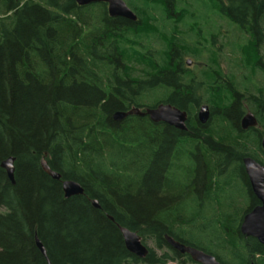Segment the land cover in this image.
Returning <instances> with one entry per match:
<instances>
[{"label":"trees","instance_id":"16d2710c","mask_svg":"<svg viewBox=\"0 0 264 264\" xmlns=\"http://www.w3.org/2000/svg\"><path fill=\"white\" fill-rule=\"evenodd\" d=\"M126 1L137 2L128 4L138 21L109 18L104 27L100 4L0 0V264L192 262L174 249L165 252L171 248L165 234L223 264H264V245L240 230L243 216L260 203L243 159L264 164V87L254 93L248 79L234 81L212 63L200 73L190 70L183 52L171 49L164 37L184 14L175 8L197 0H158L170 7L164 10L152 0ZM211 1L186 6L182 27L214 12L247 33L254 67L264 72V0ZM154 94L158 99H149ZM162 103L187 112V131L148 116L113 117ZM204 103L211 116L201 124ZM247 110L258 126L243 130ZM11 156L14 184L1 166ZM64 179L80 183L84 193L67 198ZM236 179L246 186L238 197L248 200L242 216L232 200L227 210L218 206ZM120 226L144 241L156 239L163 253L151 250L139 260Z\"/></svg>","mask_w":264,"mask_h":264},{"label":"water","instance_id":"95a60500","mask_svg":"<svg viewBox=\"0 0 264 264\" xmlns=\"http://www.w3.org/2000/svg\"><path fill=\"white\" fill-rule=\"evenodd\" d=\"M78 5L84 6L92 2L107 1L109 3L110 15L114 17H124L132 21L137 20V15L128 7L124 0H75ZM191 65L192 61H187ZM129 115H148L154 122H165L171 126L176 127L181 131H187V112L181 110L171 104L162 103L156 107L146 108L144 110L140 108H133L129 111H117L113 117L116 121H121ZM198 120L201 124H206L211 116V110L208 104H201L197 112ZM258 126V120L256 115L247 110L241 119V127L243 130L255 128ZM262 148L264 149V136L261 140ZM15 158L9 157L2 161L1 166L7 172V175L11 182H15ZM43 167L49 174L55 179H61V174L50 168L48 163L44 160ZM243 166L247 174L250 187L253 194L259 200L260 204L255 206L252 210L247 212L240 225V230L246 237H252L264 245V164L255 159L254 157L247 156L243 159ZM63 190L67 198L73 195H79L84 193V189L80 183L74 180L63 181ZM93 205L100 207L99 203L94 200ZM124 242L127 249L140 258H145L148 255V248L142 243L141 237L135 232L125 227L121 228ZM167 242L176 251L181 254H188L193 261L199 264H223L214 255L207 253L201 249L185 245L184 243L174 239L172 236L166 235ZM36 245L40 251L48 258L47 251L42 241L36 237ZM48 264H52L48 258Z\"/></svg>","mask_w":264,"mask_h":264},{"label":"rangeland","instance_id":"374dc122","mask_svg":"<svg viewBox=\"0 0 264 264\" xmlns=\"http://www.w3.org/2000/svg\"><path fill=\"white\" fill-rule=\"evenodd\" d=\"M154 5H160L165 7L163 2L158 0H152ZM205 2V0H197L196 3L183 5L180 8H175L178 11L184 12L180 15L176 22L172 23V27H169V34L165 35L164 39L171 40L170 46L178 47L184 54V60H191V65H187L190 70L199 72V69L203 68L207 63L219 65L226 73L233 76V80L242 83L243 79H248L253 88L251 91L254 93L259 92L264 87V72L254 67V62L257 59V54L253 52L251 43L248 41L247 33H238L234 27L229 25L226 21L220 19L214 12L206 13V17L201 22H198L194 18L190 17L185 22V27H182L183 21L187 18L188 12L185 10L186 6H198V3ZM212 3L211 0H207ZM185 2H193L184 1ZM203 4V3H202ZM201 4V5H202ZM182 5V4H181ZM206 5V4H205ZM215 8V7H214ZM167 9V8H166ZM164 10V8H163ZM146 16V15H145ZM173 18V16L171 17ZM165 42L160 43L162 49L165 47ZM251 47V48H250ZM264 59V57H263ZM152 69V68H151ZM159 95H152L149 99L157 100ZM227 178V177H226ZM225 178V179H226ZM245 182L241 179H236L232 188L227 190L224 188V195L226 196V204L218 205L223 210L229 209V204L234 201L235 211L242 216L248 205V200L245 195L242 196L238 202L239 195L244 193ZM240 190L241 194H240ZM206 236V235H204ZM148 246L155 248L153 241L148 240ZM157 255L161 252L155 250ZM167 264H179L175 262H169ZM194 264V263H188Z\"/></svg>","mask_w":264,"mask_h":264},{"label":"flooded vegetation","instance_id":"af4514ba","mask_svg":"<svg viewBox=\"0 0 264 264\" xmlns=\"http://www.w3.org/2000/svg\"><path fill=\"white\" fill-rule=\"evenodd\" d=\"M125 1V3L128 5V7L133 11V9L134 8H132V7H130L129 6V4L128 3H137V2H127L126 0H124ZM129 1H132V0H129ZM76 2V1H75ZM219 3L220 2H216V4H218V6H219ZM96 4H100V6H101V9H102V11H103V14H102V16H104L103 17V21H104V27L105 26H107L106 24V19H109V18H124V17H114V16H111L110 15V11H109V3L107 2V1H97V2H92V3H90V4H88V5H90V6H93V5H96ZM163 5H165V8H170V7H168V4H167V2H163ZM170 6V5H169ZM215 8H214V11L216 10V6H214ZM134 12V11H133ZM171 12H173V10L171 11ZM92 13V12H91ZM135 13V12H134ZM136 14V13H135ZM91 16L92 17H95L93 14H91ZM147 16V15H146ZM125 19H127V18H125ZM128 20H130V19H128ZM136 21H138V16H137V20ZM173 48H177V49H179L178 47H173ZM187 65H189L188 64V62L186 61V66ZM190 66V65H189ZM204 68V67H203ZM203 68H201V69H199V73L200 72H203ZM199 83H201V84H204V81L203 80H200L199 81ZM146 116H148V115H146ZM149 117V116H148ZM149 119H150V117H149ZM151 120V119H150ZM151 122H153L154 124H161V123H163V124H167V123H165V122H162V121H160V122H154V121H152L151 120ZM198 122H199V120H198ZM167 125H169V124H167ZM169 126H171V125H169ZM171 127H173L174 129L176 128V127H174V126H171ZM177 129V128H176ZM182 144V142L181 143H177V145H178V149H180V150H182V148H180V145ZM176 148H177V146H176ZM175 148V149H176ZM183 151V150H182ZM51 168V167H50ZM57 180H59V179H57ZM63 181H65V179L63 180ZM250 184V183H249ZM260 204V203H259ZM258 204V205H259ZM257 206V205H256ZM98 208V207H97ZM112 219H114L113 217H111ZM121 228H122V226H120V230H121ZM126 228V227H125ZM128 229V228H127ZM122 232V231H121ZM137 233V232H136ZM138 234V233H137ZM139 235V234H138ZM166 235L167 234H165L164 235V237H165V239H166ZM140 237H141V240H142V243L144 244V245H146V247L148 248V255L151 253V250H153L155 253H157L155 250H158V251H160L161 252V254L163 253L162 252V250L160 249V248H158L157 247V245H156V239H153V238H149L148 240H151V241H153L154 242V244H155V248H151V247H149L148 246V240L147 241H144V238L141 236V235H139ZM123 239H124V237H123ZM166 241H167V239H166ZM185 245H187V244H185ZM170 246V245H169ZM189 246V245H188ZM171 248H169V247H166V249H165V252H169V253H171L172 252V249H174L172 246H170ZM175 250V249H174ZM131 253V252H130ZM132 254V253H131ZM134 256H136L139 260H144L145 258H147V256L145 257V258H140L139 256H137V255H135V254H133ZM188 255V254H187ZM189 258H191L189 255L187 256V259H189ZM191 260H192V258H191ZM169 262H175V261H168L167 263H169ZM176 262L177 263H179L177 260H176ZM167 263H165V264H167ZM189 263H194V264H199V263H197V262H195V261H193L192 260V262H189ZM132 264H135V263H132ZM136 264H147L146 262H144V261H139V263H136ZM180 264V263H179ZM185 264H188V261H187V263H185ZM252 264V263H251Z\"/></svg>","mask_w":264,"mask_h":264},{"label":"bare ground","instance_id":"6f19581e","mask_svg":"<svg viewBox=\"0 0 264 264\" xmlns=\"http://www.w3.org/2000/svg\"><path fill=\"white\" fill-rule=\"evenodd\" d=\"M8 158H9V157H8ZM43 161H44V160H42V163H43ZM12 183H13V182H12ZM14 183H15V182H14ZM14 183H13V184H14Z\"/></svg>","mask_w":264,"mask_h":264}]
</instances>
